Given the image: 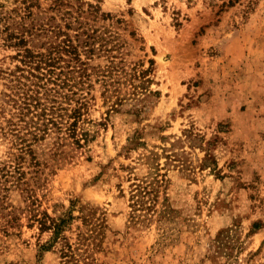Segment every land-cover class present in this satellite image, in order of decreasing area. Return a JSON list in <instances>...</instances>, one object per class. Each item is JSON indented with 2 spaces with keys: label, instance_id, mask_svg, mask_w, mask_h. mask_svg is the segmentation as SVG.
Listing matches in <instances>:
<instances>
[{
  "label": "rangeland",
  "instance_id": "374dc122",
  "mask_svg": "<svg viewBox=\"0 0 264 264\" xmlns=\"http://www.w3.org/2000/svg\"><path fill=\"white\" fill-rule=\"evenodd\" d=\"M38 2L90 74L83 147L37 143L33 198L1 192L0 264H264V0ZM135 179L161 187L133 219ZM30 210L71 213L65 238Z\"/></svg>",
  "mask_w": 264,
  "mask_h": 264
},
{
  "label": "trees",
  "instance_id": "16d2710c",
  "mask_svg": "<svg viewBox=\"0 0 264 264\" xmlns=\"http://www.w3.org/2000/svg\"><path fill=\"white\" fill-rule=\"evenodd\" d=\"M17 3L12 9L0 8V47L15 49L16 54L10 58L17 61L14 68H0L7 87L3 92L0 131L17 149L8 160L0 162V194L17 189L26 192L31 200L35 192L31 181L37 182L41 176L34 146L54 136L59 154L68 144L83 147L79 127L88 109L85 94L90 74L73 41L60 39L63 31L54 24V18L49 17L48 22L36 19L38 0ZM148 72L150 69L142 73ZM160 183L159 179H135L131 185L133 219L139 218L138 211L145 208L148 196L153 192L158 195ZM156 196L152 201H157ZM30 212L33 223L42 231L52 232L50 244L65 238L64 232L73 219L71 213L57 218L47 212ZM14 219L7 220L6 225L13 227ZM254 227L259 229L260 225L256 223ZM48 246L42 245L40 251Z\"/></svg>",
  "mask_w": 264,
  "mask_h": 264
}]
</instances>
